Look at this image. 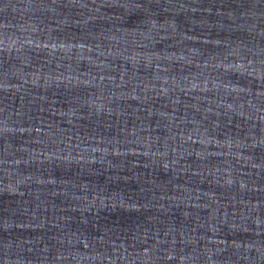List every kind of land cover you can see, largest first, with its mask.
I'll return each instance as SVG.
<instances>
[{"label": "water", "instance_id": "1", "mask_svg": "<svg viewBox=\"0 0 264 264\" xmlns=\"http://www.w3.org/2000/svg\"><path fill=\"white\" fill-rule=\"evenodd\" d=\"M0 264H264V0H0Z\"/></svg>", "mask_w": 264, "mask_h": 264}]
</instances>
